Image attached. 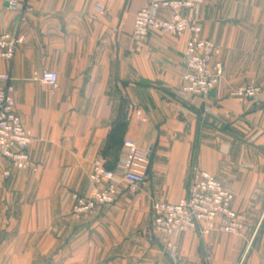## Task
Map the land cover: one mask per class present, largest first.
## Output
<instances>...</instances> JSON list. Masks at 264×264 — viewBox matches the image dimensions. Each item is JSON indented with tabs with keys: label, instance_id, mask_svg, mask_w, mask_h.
I'll use <instances>...</instances> for the list:
<instances>
[{
	"label": "crops",
	"instance_id": "1",
	"mask_svg": "<svg viewBox=\"0 0 264 264\" xmlns=\"http://www.w3.org/2000/svg\"><path fill=\"white\" fill-rule=\"evenodd\" d=\"M18 1L23 11L0 0V34L27 35L13 60L0 59L10 78L0 88L13 89L33 136L28 154L44 169L17 170L0 158V264H45L47 254L48 264H264V3L206 0L202 38L216 45L213 63L224 74L205 104H188L176 94L189 36L132 37L147 0ZM45 71L58 74L57 88L35 79ZM252 83L257 101L233 97ZM125 141L151 150L146 183L76 218L72 195L88 193L98 160L122 172ZM194 167L234 196L245 228L180 234L174 262L151 234V203L185 198Z\"/></svg>",
	"mask_w": 264,
	"mask_h": 264
},
{
	"label": "built area",
	"instance_id": "2",
	"mask_svg": "<svg viewBox=\"0 0 264 264\" xmlns=\"http://www.w3.org/2000/svg\"><path fill=\"white\" fill-rule=\"evenodd\" d=\"M7 4L11 10L24 9L18 0H7ZM204 5L205 0H147L146 6L137 12L134 19L132 37L139 43L145 42L152 32L175 37L189 36L183 52L185 70L182 84L176 94L178 100L188 104H205L224 74L222 63H213L219 55L216 45L202 38L200 14ZM96 11L103 15L105 8L97 5ZM163 12L169 17L165 19ZM26 39V34H0V59L13 60ZM35 79L52 89L58 87L57 73L45 71ZM0 80L9 81L10 78L0 75ZM12 90L11 87L0 88V158L14 169L38 172L44 166L32 161L28 154L33 136L22 125ZM260 93L261 88L252 83L240 87L233 97L257 101ZM134 112L141 123L148 122L141 109L135 108ZM123 149L124 163L120 173L107 170L100 160L94 162L88 193L72 195L76 218L114 204L125 191L136 194L146 183L149 152L139 149L132 141H125ZM4 175L10 177L11 171L7 170ZM233 201L234 196L213 175L194 167L185 198L176 203L160 198L152 200L151 234L158 239L164 253L176 262L179 247L175 237L180 234L192 231L201 236H210L215 232L236 236L243 232L246 217L233 209Z\"/></svg>",
	"mask_w": 264,
	"mask_h": 264
},
{
	"label": "rangeland",
	"instance_id": "3",
	"mask_svg": "<svg viewBox=\"0 0 264 264\" xmlns=\"http://www.w3.org/2000/svg\"><path fill=\"white\" fill-rule=\"evenodd\" d=\"M228 1L229 0H219V3L221 4V6H227V5H229ZM241 1H243V0H241ZM254 1H256L257 4H259L261 1H262V4L264 3V0H254ZM205 2H206V0H205ZM236 236H238V235H236ZM52 258H53V256L51 254H47V255L44 256V260L43 261H44L45 264H48V263L52 262Z\"/></svg>",
	"mask_w": 264,
	"mask_h": 264
},
{
	"label": "water",
	"instance_id": "4",
	"mask_svg": "<svg viewBox=\"0 0 264 264\" xmlns=\"http://www.w3.org/2000/svg\"><path fill=\"white\" fill-rule=\"evenodd\" d=\"M150 155H151V150L149 151V157H150Z\"/></svg>",
	"mask_w": 264,
	"mask_h": 264
}]
</instances>
